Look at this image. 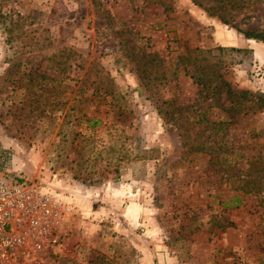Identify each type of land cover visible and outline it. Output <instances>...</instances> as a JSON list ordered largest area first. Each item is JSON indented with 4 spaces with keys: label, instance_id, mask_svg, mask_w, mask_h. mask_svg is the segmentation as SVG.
Listing matches in <instances>:
<instances>
[{
    "label": "rangeland",
    "instance_id": "1",
    "mask_svg": "<svg viewBox=\"0 0 264 264\" xmlns=\"http://www.w3.org/2000/svg\"><path fill=\"white\" fill-rule=\"evenodd\" d=\"M217 10L0 0V171L71 209L46 264H264V188H238L264 185V107L191 76L264 97V44L239 31L264 30V1Z\"/></svg>",
    "mask_w": 264,
    "mask_h": 264
},
{
    "label": "built area",
    "instance_id": "2",
    "mask_svg": "<svg viewBox=\"0 0 264 264\" xmlns=\"http://www.w3.org/2000/svg\"><path fill=\"white\" fill-rule=\"evenodd\" d=\"M70 212L53 193L0 171V264H46L68 235Z\"/></svg>",
    "mask_w": 264,
    "mask_h": 264
},
{
    "label": "trees",
    "instance_id": "3",
    "mask_svg": "<svg viewBox=\"0 0 264 264\" xmlns=\"http://www.w3.org/2000/svg\"><path fill=\"white\" fill-rule=\"evenodd\" d=\"M216 2L217 5L215 7L213 6H207L205 3L194 0L196 4H199L202 6L210 15H218L222 19V21L227 22L222 15L218 14L217 8H223L224 6L229 5V7L234 8L238 4L242 8L249 7L250 5L264 0H213ZM10 31H12L14 28L13 26H9ZM247 38L255 39L257 41L264 42V30H255V31H241ZM236 49V47H234ZM182 59V58H181ZM215 64L209 63L206 65L203 64H197L195 65V68L192 73V77L195 78V81L198 85L202 86L203 90H200L201 92H204V89L208 90L205 94L208 97H215V101L218 100L220 95H222V90L225 91V100H228L230 102V106L227 108V111L229 112H240L246 105V102L249 104H253L252 108L254 110L258 108L264 107V97L256 96L253 94H250V92L246 90H237L235 89L230 82L226 81L223 77L222 73H219L217 69H210L209 71L203 70V67L214 68ZM182 69H186V66H184ZM199 71V72H198ZM166 74V73H165ZM174 74V73H173ZM156 79V78H155ZM213 79L216 81L213 83ZM218 80V81H217ZM220 80V81H219ZM217 96V97H216ZM253 96V97H252ZM221 99V98H220ZM219 99V101H220ZM224 106L223 104L221 105ZM251 106V105H250ZM97 122H101V119H98ZM211 125H219L223 124L224 122L216 123L213 121H210ZM264 169V167L262 168ZM241 184L239 185V189H242L246 193H259L261 189L264 188V185L257 182L255 179L248 180L245 176H239L238 177Z\"/></svg>",
    "mask_w": 264,
    "mask_h": 264
},
{
    "label": "crops",
    "instance_id": "4",
    "mask_svg": "<svg viewBox=\"0 0 264 264\" xmlns=\"http://www.w3.org/2000/svg\"><path fill=\"white\" fill-rule=\"evenodd\" d=\"M219 26V25H218ZM218 29H220V28H218ZM247 39V38H246ZM238 40H244V39H242L241 37H240V39L238 38ZM248 40H250V41H254L253 39H250V38H248ZM261 43H263L264 44V42H262L261 41ZM226 44H228V43H226ZM246 43H244V44H240V42L237 44V46H241V45H245Z\"/></svg>",
    "mask_w": 264,
    "mask_h": 264
}]
</instances>
